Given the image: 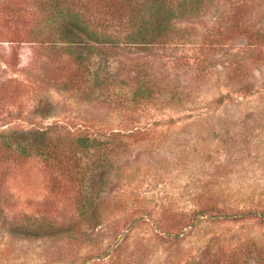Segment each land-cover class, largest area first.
<instances>
[{
    "label": "rangeland",
    "instance_id": "1",
    "mask_svg": "<svg viewBox=\"0 0 264 264\" xmlns=\"http://www.w3.org/2000/svg\"><path fill=\"white\" fill-rule=\"evenodd\" d=\"M199 1L0 0V264H264V0Z\"/></svg>",
    "mask_w": 264,
    "mask_h": 264
},
{
    "label": "trees",
    "instance_id": "2",
    "mask_svg": "<svg viewBox=\"0 0 264 264\" xmlns=\"http://www.w3.org/2000/svg\"><path fill=\"white\" fill-rule=\"evenodd\" d=\"M111 1L109 5H107L106 7L111 9L112 12L116 15V17H120L121 14H123L126 10H130L133 9L130 6H115V3H113V0H108ZM151 1V0H150ZM153 3H157V2H162V0H152ZM199 0H181V2L179 3V6H197V4L199 3ZM88 27L87 25H83L81 27L82 30L88 31L86 30ZM88 33H90L88 36L92 37L94 36L97 32L96 31H92L89 30ZM160 33H155L153 35V37L159 35ZM82 45L85 46V48H97L99 45L100 47L103 45V41H100L98 38H95L94 42L96 47L92 44H89V42L87 41H81ZM99 48V47H98ZM60 49V48H59ZM78 60V58H80V56L76 57ZM58 75V74H57ZM28 136H32L31 138L29 137H25V140H18L17 144H15L14 151L18 152L17 156L20 155H29L31 153L33 154H39L41 156H43L45 159L48 158H57L56 155V150H57V146L50 145V143L46 140H48L45 131L42 130H36L34 132H28L27 133ZM27 140V141H26ZM92 142L93 139L90 141L88 138H84V137H79L77 139V148H81V149H86V148H91L92 147ZM8 146L10 147V144H8ZM15 152V153H16ZM202 213V211L200 212V214ZM215 215H219L218 213ZM244 215H251V216H258L259 219L264 221V210L262 211H252L249 210L247 212H232L229 214H225V217L227 218H241ZM18 231H20L21 233H24L25 235H27V237H34V238H50V237H55L56 235V230L57 227L54 226L51 223L48 222H36L34 221L32 224H29L27 226L25 225H21L20 227L16 228ZM262 249H257V257L261 256L260 251ZM263 257L261 256V259Z\"/></svg>",
    "mask_w": 264,
    "mask_h": 264
}]
</instances>
